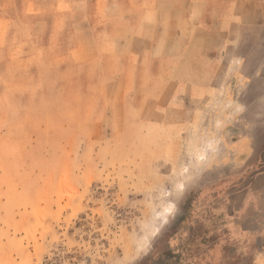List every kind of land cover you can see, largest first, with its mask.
Wrapping results in <instances>:
<instances>
[{"label":"rangeland","instance_id":"374dc122","mask_svg":"<svg viewBox=\"0 0 264 264\" xmlns=\"http://www.w3.org/2000/svg\"><path fill=\"white\" fill-rule=\"evenodd\" d=\"M0 264H264V0H0Z\"/></svg>","mask_w":264,"mask_h":264}]
</instances>
